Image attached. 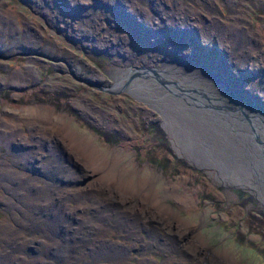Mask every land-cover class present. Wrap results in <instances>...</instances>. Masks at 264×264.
<instances>
[{
  "label": "rangeland",
  "instance_id": "obj_1",
  "mask_svg": "<svg viewBox=\"0 0 264 264\" xmlns=\"http://www.w3.org/2000/svg\"><path fill=\"white\" fill-rule=\"evenodd\" d=\"M186 57L214 66L241 94L264 104V0H0V129L51 130L43 133L44 143L63 131L98 152L103 163L101 174L80 170L76 150L68 155L64 146L55 162L47 143L37 147L42 153L32 174L27 161L17 165L18 154L4 147L7 157L0 159L28 186L0 177V264H25L40 249L45 262L53 260V229H65L54 211L60 201L106 208L107 225L87 231L99 257L97 263L87 258L88 264H119L113 258L124 264H264V204L256 192L225 183L220 168L180 154L159 109L108 90L115 83L108 68ZM35 111L44 121L27 117ZM16 136L21 142L23 134L6 135ZM94 175L101 183L92 197L67 199L79 188L93 189ZM158 199L167 212L154 204Z\"/></svg>",
  "mask_w": 264,
  "mask_h": 264
},
{
  "label": "bare ground",
  "instance_id": "obj_2",
  "mask_svg": "<svg viewBox=\"0 0 264 264\" xmlns=\"http://www.w3.org/2000/svg\"><path fill=\"white\" fill-rule=\"evenodd\" d=\"M241 32L243 33V31ZM251 33L258 36V32L253 28L251 29ZM258 44L260 43L258 42ZM51 48L53 47L51 46ZM126 65L123 67L108 68L109 74L115 78V83H110L108 86H112L114 89H120L119 91L128 92L134 95V97L150 104L152 107L159 109L163 114V125L167 129L174 147L180 154L189 157L199 164L212 165L220 168L222 174L225 176L223 182L231 183L235 181L236 183H232L233 185L242 184L251 187L264 204V107L262 106L264 104L261 101H253L250 96L248 97L241 94L236 89L237 87H233L232 84L224 80L225 77L221 78L217 69L213 66L217 73L216 76L214 74L215 72L209 69V66L210 68L212 66L209 65V63H204L203 60H196L192 57L177 58L164 61L160 66H154L160 69L158 75L162 77L161 79H166L167 83L173 84L172 86L163 85L160 80L151 75H146V77L139 76L137 80L135 76L130 79L129 76L131 73L133 74L135 70L147 65H137L136 63ZM216 77L223 80L225 83L218 81ZM147 78L149 82L145 81ZM195 90L204 94V98L198 97L199 94L194 95V93H196ZM241 108L243 111L250 113L253 122H251L249 115H244L245 113L241 111ZM29 114L37 115L40 117V121L45 119L43 115L36 113V111L29 112ZM214 120L220 121L221 123H217ZM4 123L12 126V124L8 122ZM181 123H183V125H181ZM254 125L257 126V129L255 128L257 130L256 134L253 131ZM37 126L35 127L38 128ZM52 126L57 128L54 124ZM60 137L67 140L69 142V144L67 143L69 147L76 150L73 155H75L77 159L81 157L83 159V164L86 165L85 162H87L91 169L95 171L99 170V166H102L103 163L98 152L89 148L84 149V145L81 144V139L75 135L70 139L61 131ZM210 172H212L211 174L215 173L214 170H210ZM257 180L259 181L256 185L254 181ZM92 182H94L93 177ZM93 185H95L93 189L87 187L92 195L95 194L96 190L98 191L97 184L94 182ZM143 196L145 195L143 194ZM145 199L146 196L143 200ZM180 199L182 200L183 198L180 197ZM25 200L27 201V199ZM31 204L33 205V202ZM154 204L160 210L168 211L165 210V206H162L161 200ZM101 206H103V204L95 203L88 209L82 219V227L79 231L81 235H77L73 243L74 250L71 253L70 260L62 264H88V262L85 261L87 258L90 262L97 263L99 261L98 253L93 247V245L95 246L96 244L92 245L88 237L89 232L87 231H90L89 229L91 228H93V231L98 230L99 226L107 225L106 208L103 206L105 209H101ZM140 207L144 208L142 201L140 202ZM89 210L95 212L90 218H88ZM86 219H90L89 222H86ZM3 233L1 234L2 236ZM93 240L98 243L101 242V239L97 236H95ZM167 242L168 240H165V243ZM85 247H88L90 251L84 250L83 248ZM107 251L113 253L110 248ZM36 254V258H32L25 264H42V260L40 259L41 251L38 250ZM0 260L2 261V257H0ZM112 262L119 264L125 263L124 259L119 258H113ZM10 263L11 262L8 264ZM128 264L130 263L128 262ZM168 264H171V262Z\"/></svg>",
  "mask_w": 264,
  "mask_h": 264
},
{
  "label": "flooded vegetation",
  "instance_id": "obj_3",
  "mask_svg": "<svg viewBox=\"0 0 264 264\" xmlns=\"http://www.w3.org/2000/svg\"><path fill=\"white\" fill-rule=\"evenodd\" d=\"M28 131L31 132L33 130H28ZM38 133H40V134H38ZM43 133L44 132L36 131V134L39 137H41L43 135ZM1 135L5 136L4 131H1ZM44 141H46L45 138H43V139H23L21 142L19 140H14V139L1 140L0 141V156L3 155V156L7 157V155L4 154V152H5L4 147H6V150L8 152L18 154L19 159H18L17 165H20V164L24 165V163L27 161L30 164V166H25V165L24 166L26 167L27 170H29L32 174H34V172L38 173L37 162L39 161V157H37V155H39V153H42L38 150V148H37L38 146H42L44 144L47 145V143H48V145H47L48 148H53V153L55 154V162L57 161L56 158H58V155H56V154H60L63 146L68 149V155H71V153L73 154V152L75 151L72 147H69V145H68L69 142L65 139H58L56 137V139L51 138L46 143H44ZM24 153L28 154V155H33V153H35V154H34V157L31 158L29 156H25ZM24 158H25V160H24ZM78 160L81 163L80 169L92 170L94 173L99 172V171H95V170L91 169L89 164L87 166L85 164H83V162H82L83 159L81 157H79ZM85 163H87V162H85ZM48 168H49V166L47 167V169ZM58 168H60V166L58 164H56L55 169L57 170ZM99 173L101 174V172H99ZM0 175H13L16 177L18 185H22L24 183L26 187L28 186V183L25 181V179L23 177H19L12 172L11 165L8 166V162L5 159H2V160L0 159ZM72 175L73 174H71V176ZM92 177L94 178V182L100 186L101 175L100 176L94 175ZM88 194H90L92 197V194L90 193L89 189L79 188L73 194L74 196L68 197L67 199L69 200V199H72L73 197H78L80 200H85L86 198H88ZM91 206H93V204L86 205V204L82 203V205H79V206H72V205L63 204V202H61V201L57 203L54 211L55 212L58 211L60 213V216L63 217V218H59V219L61 220V224L65 227V229L64 230H62V228L53 229L56 231H53L51 237H53V236L54 237L51 238V241L48 244L49 253L53 257V260H50V263L48 261L45 262L44 261L45 259L42 258L43 253H41L42 264H51V263L52 264H62V263H64V260H62V255L65 256L66 251L69 252L68 255H71V253L74 250L73 243L76 239L77 232L79 233V231L81 230V227H82V219ZM94 213L95 212L93 210H89V212H88L89 217L88 218H90ZM65 216H67L68 219L69 220L71 219L73 222L66 221ZM76 219H78V220L75 221ZM89 220L90 219H86V222H89ZM73 227H77V229L73 230ZM56 233H59V235L56 236ZM63 234H64V236H63ZM55 239L58 241H56ZM46 243H47V241L42 242L43 245H46ZM40 244H41V242H40ZM40 251L43 252V249H40ZM66 260H67V258H66Z\"/></svg>",
  "mask_w": 264,
  "mask_h": 264
},
{
  "label": "crops",
  "instance_id": "obj_4",
  "mask_svg": "<svg viewBox=\"0 0 264 264\" xmlns=\"http://www.w3.org/2000/svg\"><path fill=\"white\" fill-rule=\"evenodd\" d=\"M11 115V116H13V113H8L7 115ZM9 115V116H10ZM26 115H27V117L29 118H37L38 116L37 115H30L29 114V112L28 113H26ZM2 124H3V121H2ZM3 126H11V125H8L7 123H4L3 124ZM20 128H22V129H20ZM20 128H9V127H4V128H2V129H0V141L1 140H5V139H9V138H7L6 137V135L7 134H12V135H21V134H23V138H22V140L23 139H43L44 137H39L37 134H36V131H39V132H46V131H49V132H51V130H34L33 129V131H31V132H29L28 130H27V128L25 127V128H23V127H20ZM42 129V128H41ZM1 131H4V133H5V136H2L1 135ZM14 140H18V138H17V136L14 138ZM2 176H8L7 178H5V177H2ZM14 177L15 179H16V177L15 176H13V175H0V177L1 178H4L8 183H10V184H12V185H15L14 184V180H12L10 177ZM16 181H17V179H16Z\"/></svg>",
  "mask_w": 264,
  "mask_h": 264
},
{
  "label": "water",
  "instance_id": "obj_5",
  "mask_svg": "<svg viewBox=\"0 0 264 264\" xmlns=\"http://www.w3.org/2000/svg\"><path fill=\"white\" fill-rule=\"evenodd\" d=\"M209 69L210 70H213L215 72V73L214 72L213 73L217 76V73H216L214 67H212V68L209 67ZM159 72H160V69H158L157 67H154V66H143V67L139 68L138 70H135L133 74L131 73L129 77L131 79V78H134V76H135L136 77V80H137L139 76L146 77V75H151V76H154L155 78H157L158 80H160L163 85H165V86H170L171 85L172 86L173 84L172 83H167V80L166 79H161L162 77L158 75ZM216 79L218 81H220V82H224L223 80L219 79L218 77H216ZM108 90L110 92H114L115 93V92H119L120 89H114L111 86V87L108 88ZM262 106L264 107V105H262ZM241 111L243 113H245L244 114L245 116H247V115L250 116V113H247L246 111H243L242 108H241ZM250 120H251V122H253L251 116H250ZM255 128L257 129V126L254 125L253 131L256 134L257 130Z\"/></svg>",
  "mask_w": 264,
  "mask_h": 264
},
{
  "label": "trees",
  "instance_id": "obj_6",
  "mask_svg": "<svg viewBox=\"0 0 264 264\" xmlns=\"http://www.w3.org/2000/svg\"><path fill=\"white\" fill-rule=\"evenodd\" d=\"M156 127L158 128V130H157L156 132L158 133V135H159V137H160L159 140H161V141H165L166 138H165V135H164V131H163L158 125H157ZM169 149H170V148H168V151L165 153V157H166L165 159H166L167 161H168V157H169V154H170ZM162 157H163V156H162ZM172 159H173V160H178V157H173ZM182 163L184 164V162H182ZM238 191H239L240 193L242 192V190H240V189H237V192H238ZM252 199H253V198H252ZM259 212H260V211H259ZM260 213H261V212H260Z\"/></svg>",
  "mask_w": 264,
  "mask_h": 264
}]
</instances>
